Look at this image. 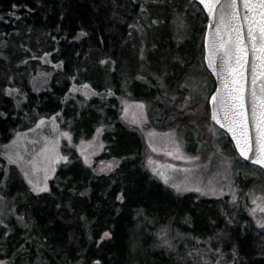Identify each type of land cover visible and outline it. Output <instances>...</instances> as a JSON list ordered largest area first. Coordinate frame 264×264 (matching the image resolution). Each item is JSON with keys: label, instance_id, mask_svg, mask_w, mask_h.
Returning a JSON list of instances; mask_svg holds the SVG:
<instances>
[{"label": "trees", "instance_id": "16d2710c", "mask_svg": "<svg viewBox=\"0 0 264 264\" xmlns=\"http://www.w3.org/2000/svg\"><path fill=\"white\" fill-rule=\"evenodd\" d=\"M143 1L0 0V40L8 45L0 57V147L16 131L54 114L62 117L73 141L65 150L66 162L42 193L30 190L20 172L0 157L1 261L213 264L223 249L228 264H264V231L241 211L240 221L227 198L177 195L155 180L145 170L143 136L121 118L124 95L168 104L175 94L183 95L180 88L193 85L202 54L204 31L191 16L190 29L179 30V23L171 30L158 28L146 45L137 36L146 6L165 1L187 12L184 0H146L137 13ZM33 50L62 66L45 71L52 81L37 93L27 83V67L15 65ZM36 64L39 60L31 61L34 73ZM84 83L96 94L69 98L72 88ZM13 89H19L14 97ZM99 129L104 148L89 166L77 145ZM102 161L116 162L114 171H96ZM176 231L184 237L177 238Z\"/></svg>", "mask_w": 264, "mask_h": 264}, {"label": "rangeland", "instance_id": "374dc122", "mask_svg": "<svg viewBox=\"0 0 264 264\" xmlns=\"http://www.w3.org/2000/svg\"><path fill=\"white\" fill-rule=\"evenodd\" d=\"M146 3H148L146 0L139 3L136 12L142 13ZM173 4L155 1L146 6V10L140 16L144 21L139 24L137 36L143 37L147 45L150 36L158 28L166 27L171 30L176 23H179V30L190 29L193 23L188 21L187 17L191 16L188 18H192L195 26L198 25L199 29L202 28V32L204 31V34L200 35L202 54L195 69L197 78L193 80V85L181 86L180 93L183 95L179 93L172 97L169 95L170 104L161 99H157L155 103V100H139L130 94L122 96L121 118L143 136L145 170L155 180L177 195L195 194L220 201L227 198L228 208L230 207L229 209L237 214L240 221H242L239 215L241 211L252 220L258 230L264 231L258 222L264 220V211L257 206L259 204L264 207V173L238 157L230 139L211 119L209 99L215 84L204 63L207 17L200 5L192 0H184L186 14L178 8L175 9ZM0 20L2 21L3 18L0 17ZM182 40L183 37L180 42ZM7 47L8 45L0 40V57ZM34 59L40 62L39 65L36 64L35 73L31 68V61ZM15 65L17 68L27 67L28 71L24 75L28 85L32 86L36 93L45 89L52 81V75L46 74L45 71L54 72L62 68L60 64L51 63L47 54L39 58L34 50L30 58L24 57ZM85 85L88 87H84ZM18 90L13 89L11 95L16 96ZM78 94L89 99L96 92L89 84L84 83L81 86H74L69 98L74 99ZM162 105L164 109L160 110L159 107ZM169 112L171 114L167 116ZM62 121L59 114L41 117L28 129L16 131L10 142L0 147V157L20 172L34 193L46 192L56 171L67 160L63 159L67 157L65 150L72 146L73 141L71 133L63 129ZM64 133H68L71 140ZM102 135L103 130L99 129L92 138L81 140L77 145V150L85 164L92 166L95 158L103 151ZM115 167L114 161H102L97 164L96 171L108 174L113 172ZM29 180L33 183L30 184ZM33 185L40 188L46 185L47 190L37 192L33 189ZM254 199L257 200L256 204L253 203ZM4 209L5 207L1 205L0 215ZM0 222L4 223V221ZM175 236L184 237L177 231ZM109 237L110 235H104V238ZM222 237L224 241H228L225 235H220V238ZM214 243L218 244L215 241ZM208 245L213 247L211 243ZM221 248L222 246L219 247ZM219 251L215 253L213 264L227 263L223 249ZM0 262L7 264L1 260Z\"/></svg>", "mask_w": 264, "mask_h": 264}, {"label": "snow or ice", "instance_id": "6c2138e0", "mask_svg": "<svg viewBox=\"0 0 264 264\" xmlns=\"http://www.w3.org/2000/svg\"><path fill=\"white\" fill-rule=\"evenodd\" d=\"M200 3L207 8L209 14L213 17L217 14L218 5L220 6V23L223 26L225 19L227 18L231 23V31L235 33L234 40L231 35L228 43L231 47H228L224 43H218L215 46L210 45L209 48V65L215 70V60L219 57L225 62V71L230 73V77H225V85L227 94L221 98L220 106L224 112V127H227L232 132L233 137L236 139L237 147L240 153L245 157L252 159V162L264 166V83L260 84L259 95L256 89V72L254 71L252 79V98H253V115L257 116V100H259V114L257 116V143L258 148L254 156H251L252 142L248 129L247 122V110L245 103V85H246V56L248 53L249 45L245 44L243 32L244 25L241 23L240 18V0H226L221 4V0H200ZM243 7L246 9L243 16L248 22L247 34L250 39V47L253 53L256 55L259 61V77L264 81V0H243ZM211 27V25L209 26ZM221 27H217V35L221 32ZM223 50V55L220 56V50ZM84 87H88L85 85ZM87 95V93H85ZM220 95V93H217ZM212 103L216 104V96H213ZM213 118H217L214 114ZM219 123V119H217ZM43 123V121H41ZM71 140V136L68 133H64ZM183 158V157H180ZM67 159V157H63ZM15 162V161H13ZM25 172V176H27ZM29 183L33 182L29 180ZM33 189L37 192L47 190L45 185L43 188L33 185ZM197 191H200L197 189ZM235 198V197H234ZM253 203L256 204L257 200L254 199ZM260 207L261 211H264V207ZM261 228H264V220L258 221ZM105 236L110 235L105 233ZM2 264V262H0ZM96 264H99L97 261Z\"/></svg>", "mask_w": 264, "mask_h": 264}, {"label": "water", "instance_id": "95a60500", "mask_svg": "<svg viewBox=\"0 0 264 264\" xmlns=\"http://www.w3.org/2000/svg\"><path fill=\"white\" fill-rule=\"evenodd\" d=\"M196 3H198L205 15L207 16V26H206V31H205V35H204V63H205V67L207 69V71L209 72V74L212 76V78L215 81V89L213 91V93L210 96L209 99V107H210V112H211V119L213 121V123L220 129L222 130L230 139V141L232 142L234 149L237 153V155L240 157V159H242L244 162L255 166L259 169H261L264 172V166H260L257 165L255 163L252 162V159L249 158H245L241 153L239 148L237 147L236 144V139L233 137L232 132H230L228 130L227 127H224L223 124L225 123L224 120V112H223V108H221L220 106V101L222 97H225L227 94V89H226V85H225V77L229 76L230 77V73L225 71V62L223 59L221 58H217L215 60V70L213 69V67H211L209 65V48L210 45L215 46L218 43H224L226 44L228 47H231L232 45L228 43L229 41V37L231 35L232 39L234 40L235 38V33L231 31V23L230 21L226 18L224 25L222 26L220 23V6L218 5L217 8V14L215 17H213L211 14H209L207 8L204 7L203 4L200 3V0H194ZM226 0H221V4L225 3ZM246 11V9H244L243 7V0H240V18H241V23L244 25V32H243V37H244V41L246 45H249L248 48V53L246 56V72H245V76H246V91H245V103H246V110H247V122H248V129H249V134L251 137V142H252V152L250 153L251 156H254L256 153V150L258 148V143H257V139H256V135H257V116L259 114V100H257V116L253 115V98H252V88H253V84H252V79H253V74L254 71L256 72V89H257V93L259 95V88H260V84L264 83V81H262L259 77V68L256 67L254 69V66H258L259 65V61L257 60L256 55L253 53V51L251 50L250 47V39L248 37L247 34V27H248V22L244 19V12ZM211 25V27H209ZM217 27H221V32L219 35H217L216 29ZM223 55V50H220V56ZM217 93H220V95H217ZM216 96V104L212 103V97ZM214 114L216 115L217 118H213ZM217 119H219V123L217 122Z\"/></svg>", "mask_w": 264, "mask_h": 264}]
</instances>
